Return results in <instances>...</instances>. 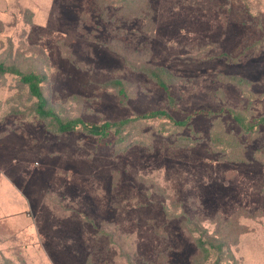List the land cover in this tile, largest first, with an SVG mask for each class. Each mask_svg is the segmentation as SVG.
<instances>
[{
    "label": "rangeland",
    "instance_id": "1",
    "mask_svg": "<svg viewBox=\"0 0 264 264\" xmlns=\"http://www.w3.org/2000/svg\"><path fill=\"white\" fill-rule=\"evenodd\" d=\"M100 1L0 0V59L45 74L65 118L193 113L182 133L199 141L177 147L153 131L150 145L121 149L78 131L55 135L16 116L30 103L26 89L0 76V264H193L186 216L210 231L219 223L231 239L241 224L224 264H264V162L252 157L264 126L251 137L229 111L264 115V0H142L122 14ZM125 58L166 67L173 103ZM115 80L125 93L107 85ZM219 123L247 162L211 151Z\"/></svg>",
    "mask_w": 264,
    "mask_h": 264
},
{
    "label": "trees",
    "instance_id": "2",
    "mask_svg": "<svg viewBox=\"0 0 264 264\" xmlns=\"http://www.w3.org/2000/svg\"><path fill=\"white\" fill-rule=\"evenodd\" d=\"M100 2L103 7H115L117 8L116 13L122 14L126 9L134 10L135 7H140L142 0H101ZM133 17H141V14L135 12ZM257 22L259 24V20ZM261 44L263 43H255L253 46L260 50ZM125 62L132 69L143 71L148 75L158 87L166 92L169 103H173L169 86L175 77L166 67L151 66L144 63L135 65L128 58H125ZM4 75L15 78L20 90H22L21 87L26 89V101L30 102L21 109L16 107V116L20 119L28 117L37 119L43 124L46 131L52 134L61 135L78 131L88 136H95L100 140L111 139V142L121 149L133 144L150 145L153 131L170 135L175 139L173 144L177 147L191 146L199 141L197 138L182 133V131L191 128L193 113L179 120L174 118L166 109H155L115 121L88 123L80 117L65 118L59 113L44 92L43 83L47 79L45 74L40 71H23L16 62L9 63L0 59V76ZM231 80L241 87L245 84L242 79L232 78ZM107 85L116 88L118 93H125L121 81L115 80ZM229 111L242 132L251 137L257 134L260 126H264V115L249 119L244 113L236 109H229ZM156 123L158 124L154 125ZM208 143L211 151L221 154L223 159L239 163L248 161L245 154L246 147L238 141L236 136L227 133L220 123L211 128ZM263 147L253 150L252 157L254 160L264 162ZM229 220L230 218L224 219L226 222ZM181 221V226L190 234L196 248V253L192 257L193 264H224L226 261L235 259L234 248L244 228L241 224L237 225L238 229L231 239L232 234L223 233L219 223H216L214 229L210 231L208 227L201 225L199 221L189 216L182 218ZM230 231L233 232L232 229ZM127 264H134V262L128 258Z\"/></svg>",
    "mask_w": 264,
    "mask_h": 264
},
{
    "label": "crops",
    "instance_id": "3",
    "mask_svg": "<svg viewBox=\"0 0 264 264\" xmlns=\"http://www.w3.org/2000/svg\"><path fill=\"white\" fill-rule=\"evenodd\" d=\"M2 184H3V185L1 186V188L4 187V186H8V185H7V182H5V183L2 182ZM0 185H1V183H0ZM1 188H0V189H1ZM0 201H1L2 203H5V201L3 200V198L1 197V195H0ZM1 202H0V212L2 213L3 209H2V206H1V205H2Z\"/></svg>",
    "mask_w": 264,
    "mask_h": 264
}]
</instances>
